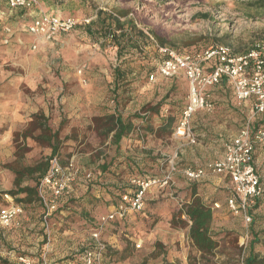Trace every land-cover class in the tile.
<instances>
[{
	"label": "rangeland",
	"instance_id": "rangeland-1",
	"mask_svg": "<svg viewBox=\"0 0 264 264\" xmlns=\"http://www.w3.org/2000/svg\"><path fill=\"white\" fill-rule=\"evenodd\" d=\"M254 1L43 0L25 14L0 5L6 16L0 29V210L8 205L6 196L23 208L10 227H0V264H19V257L80 264L93 246L94 231L107 245L103 264H190L191 258L200 256L187 238L188 231L173 227L171 221L192 201L194 192L212 207V231L219 242L216 255L202 264H243L253 231L263 243L255 251L264 256V197L253 223L246 225L229 212L230 192L222 177L207 173L203 181L194 183L183 176L185 169L204 168L221 155L218 140L224 136L219 133L228 130L227 135L236 136L249 122L264 128V119L253 115L249 103L237 102L226 83L210 91L213 110L192 118L196 144L175 138L174 129L188 102V82L183 75L164 78L158 73L165 57L151 34L154 30L171 39L175 43L171 49L179 53L218 45L247 53L264 42V9L250 6ZM54 6L59 13L45 10ZM42 13L70 16L79 24L71 33L45 42L25 31ZM100 13L122 23L132 19L146 38L135 32L133 44L119 54L113 39L102 31L112 23L101 22ZM114 114L133 125L119 145L111 135L105 137L101 127L105 117ZM36 115L45 116L51 129L61 131L58 161L64 165L73 161L80 170L47 219L39 202L21 203L18 200L25 195L9 194L18 190L12 170L35 166L52 154L36 140ZM168 118H175L171 132L161 129ZM200 135L216 143L204 145ZM255 158L264 186V145L256 147ZM172 160L177 172L171 187H152L143 212H129L124 220L100 225L121 204L120 192L134 190L133 179L161 178ZM104 165L109 166L105 173ZM84 172L92 178L86 179ZM22 185L36 186L27 179ZM126 250L125 261L111 256L113 251Z\"/></svg>",
	"mask_w": 264,
	"mask_h": 264
},
{
	"label": "built area",
	"instance_id": "built-area-1",
	"mask_svg": "<svg viewBox=\"0 0 264 264\" xmlns=\"http://www.w3.org/2000/svg\"><path fill=\"white\" fill-rule=\"evenodd\" d=\"M43 0H4L11 9L31 11ZM79 22L73 17H59L53 14L36 16L27 27L31 36L46 42L55 40L60 35L74 31ZM9 31V30H8ZM8 41L6 40L5 43ZM36 48V46H34ZM165 59L158 66V73L164 78L183 75L188 82V102L181 113L174 137L196 144V135L192 126L193 116L200 111H212L214 103L210 96L212 88L229 83L236 101L249 103L254 116L264 119V42L243 54H236L228 46H212L201 51L179 53L168 47H159ZM3 63L0 51V72ZM154 79V76L151 77ZM264 145V128H257L247 123L239 133L230 139L221 158L204 168H187L183 175L189 182L199 183L207 173L224 177L231 183L230 195L226 200L229 212L241 218L246 225L253 223L254 208L264 196V186L256 164V147ZM80 170L71 161L66 167L57 159L51 162L48 174L38 185L40 203L45 207L47 219L57 210L59 201L64 197L69 185ZM177 172L175 162L168 165L167 172L161 178L146 176L132 180L133 191L122 197L121 204L110 214L104 216L100 225L124 220L129 212L141 213L145 209L147 192L152 187L169 188L174 184ZM90 180L91 173L84 172ZM8 205L0 210V227H10L23 214V208L6 196ZM219 208V204H215ZM93 246L84 252L80 264H103L107 245L101 240V233L92 234ZM140 249L141 245L137 244ZM19 264H47L35 262L26 257L18 258Z\"/></svg>",
	"mask_w": 264,
	"mask_h": 264
},
{
	"label": "trees",
	"instance_id": "trees-1",
	"mask_svg": "<svg viewBox=\"0 0 264 264\" xmlns=\"http://www.w3.org/2000/svg\"><path fill=\"white\" fill-rule=\"evenodd\" d=\"M159 1L166 2L167 0ZM250 6L256 7L257 9H264V0H256L254 1V3H251ZM103 14L104 13H100L101 22L110 21L112 24L103 26L102 31L105 35L110 36V38L113 39L114 46L119 49V54H122L123 50H125L129 45L133 44L132 39L135 32L137 33L138 31L139 33L137 34L140 35V37L146 38L143 31L137 30L132 19L126 21L125 23H122L119 18L106 14L105 16H103ZM113 26L116 27V30L113 29ZM126 26L128 27V29L126 28ZM117 30L121 31L120 35H117ZM151 34L155 41L158 43L159 47L172 48L175 46V43L171 39L169 40L167 37L159 36L154 30L151 31ZM123 43L124 46L122 45ZM223 84L225 85L226 82H224ZM95 122L99 123V119H96ZM174 123L175 118H168L166 119V121H164V124H162L161 129L163 131L171 132L173 131ZM33 125V130L39 131V136L38 138H36L37 142L40 145L51 148L52 154L45 162H40L35 166L21 167L12 170L16 176L15 186L18 188V190L16 192L11 191L9 194L14 197L25 195V198L18 200V202H26L28 204H31L33 202L40 203V199L38 196V185L40 184V181L48 174L51 167V162L54 159L59 160L60 150L61 131H54L53 129H51V127L47 123V119L45 118V116L36 115L34 117ZM101 127H103L102 129H104L103 135L105 137H109L111 135L112 141L115 145H119L121 141L127 138L133 131V125L131 124V121H124L123 118L117 114L106 116L105 123L101 124ZM256 129L257 127H255V130ZM59 163L63 167H66L68 165H64L60 161ZM108 168L109 166L104 165L101 167V170L105 173L108 171ZM26 179L34 182L36 186H23L22 184ZM132 188L134 189L133 186ZM127 193L128 192L126 191L122 193L120 192L119 200L122 201V197ZM262 199H260L255 205L254 212L257 211L261 206ZM213 221L214 216L212 207L204 203L196 192L193 193L192 201L173 217L171 221L172 226L175 228L186 229L188 231L187 238L190 241L194 251L200 256L198 260L196 258H191L190 264H196V262L199 264H202L203 262L206 263L208 257L212 258L216 255V252L219 248V242L216 240L217 236L212 231ZM252 236L253 239L250 242L248 255L244 258L243 264H264V256L255 251V246L263 243L261 242V239H259L258 233H255L253 231ZM127 250L123 252L113 251L111 252V256H116L118 258V261H125L129 256L127 254ZM164 264L172 263L164 262Z\"/></svg>",
	"mask_w": 264,
	"mask_h": 264
},
{
	"label": "crops",
	"instance_id": "crops-1",
	"mask_svg": "<svg viewBox=\"0 0 264 264\" xmlns=\"http://www.w3.org/2000/svg\"><path fill=\"white\" fill-rule=\"evenodd\" d=\"M56 2L57 3H62V0H56ZM0 5L2 6V5H5L7 8H8V6H7V4L3 1V0H0ZM8 10H9V8H8ZM45 10L48 12V11H52V12H57V13H59V10L56 8V6H54V7H51L50 9H48V8H45ZM13 11H15L16 12V15H18V10H13ZM22 13H27V11H22V10H20ZM0 14H2V15H0V29H2L3 27H4V20H5V14H3V13H0ZM12 14V13H11ZM5 16V17H4ZM65 17H70V16H64L63 18H65ZM31 21V20H30ZM25 31L27 32V27H26V29H25ZM46 42V41H45ZM4 54V53H3ZM234 97H235V95H234ZM235 100H236V98H235ZM198 114V113H197ZM195 117V116H194ZM226 132H227V134H229L228 132V130H226ZM224 134V135H223ZM227 134H225V133H219V135L218 136H224V137H220L219 138V140H218V143H219V147H222V153H221V155L216 159V160H218L219 158H221V156L223 155V152H224V147H225V145H226V143L230 140V139H232L233 137H235V136H233V135H227ZM200 137H202L203 138V141H202V143H204V145H212L213 143H216V141H211L210 143L207 141V139H205V136H203V135H200ZM199 142H200V139H199ZM215 160V161H216ZM215 161H212V162H210V163H208V164H211V163H213V162H215ZM207 164V165H208ZM206 165V166H207ZM194 169V168H193ZM261 175V174H260ZM184 176V175H183ZM262 176V175H261ZM184 178H185V176H184ZM206 178V177H205ZM204 178V179H205ZM186 179V178H185ZM187 180V179H186ZM222 181H224L225 183H226V187H227V189H228V191L230 192V188H231V183H230V181L228 180V179H226V178H224V177H222V180H221V182ZM262 181H263V178H262Z\"/></svg>",
	"mask_w": 264,
	"mask_h": 264
}]
</instances>
